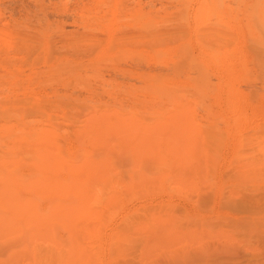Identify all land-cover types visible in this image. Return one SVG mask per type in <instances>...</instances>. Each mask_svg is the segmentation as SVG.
<instances>
[{
    "label": "rangeland",
    "instance_id": "374dc122",
    "mask_svg": "<svg viewBox=\"0 0 264 264\" xmlns=\"http://www.w3.org/2000/svg\"><path fill=\"white\" fill-rule=\"evenodd\" d=\"M263 4L0 0V30L10 34L11 45L0 40V106L24 99L32 106L56 102L54 113L65 120L62 143L103 158L117 188L118 202L104 230V262L112 257L119 264H264L263 158L255 139L264 131V114L259 127L248 124L239 133L224 67L205 58L217 51L227 57L224 45L234 40L239 46L246 39L264 40ZM201 69L208 72L206 88L194 80ZM244 82L240 93L255 94L260 103L264 82ZM24 127L0 119L2 258L31 246L35 230L21 211L6 205L1 179L15 184L19 199L39 202L42 211L49 204L29 185L39 176V158L17 129ZM249 163L260 169L247 170ZM156 212L171 216L178 238L169 245L161 235L146 253L147 217ZM56 231L67 237L65 229ZM115 232L128 236L123 255L109 248L107 237Z\"/></svg>",
    "mask_w": 264,
    "mask_h": 264
},
{
    "label": "bare ground",
    "instance_id": "6f19581e",
    "mask_svg": "<svg viewBox=\"0 0 264 264\" xmlns=\"http://www.w3.org/2000/svg\"><path fill=\"white\" fill-rule=\"evenodd\" d=\"M0 40L6 46L10 45V34L5 30H0ZM239 43L234 40L224 45L229 46L227 57L221 55V51H217L210 56L206 55L205 58L206 62L208 60L216 63L217 66L224 67L221 70L224 71L222 77L225 84L222 81L221 83L224 84L226 94L229 95L228 104L234 126L239 133L244 135V131L250 125L259 127L257 120L264 114V95L260 96V103L263 102L256 103L258 96L255 97L252 93L241 94L242 89L238 88V84L241 81L256 83L260 80L264 82V40L254 38L244 40L240 46ZM249 54L252 55L250 57L254 67L248 62ZM183 66L182 61L177 65V70L181 71ZM204 69L208 70L205 66ZM207 73L201 69L197 79H194L204 88L209 85ZM33 100L38 101L39 98L36 96ZM28 101L24 99L13 107L0 106V119L6 122L18 120L25 126L17 129L27 137L26 140L30 146L35 145L34 152H37L39 158V164H37L39 176L30 181L29 185L38 195V199L47 198L49 204L46 212L42 211L39 202L29 203L25 197L22 200L19 199L18 194L16 195L12 189L15 184L8 179H1L6 192L5 196L8 199L6 205L14 213L21 211L29 219L35 232L31 235V246L12 252L4 258L0 257V264H22L19 262L20 259L25 260L27 264H119V260H114L112 257L105 262L103 260L105 251L103 243L106 240L104 230L111 219L112 209L114 210L117 204V195L114 193L117 188L112 179L108 177L106 161L103 158H93L94 155L90 152H83V147L74 149L70 146L68 148L65 143H62L61 128L63 127L61 126L65 120L59 122L60 116L54 113L57 107L56 102L55 104L37 102L38 104L32 106ZM175 121L177 120H172V126ZM33 122L35 124L31 126L30 123ZM85 131L87 132L86 129ZM79 132L75 133L79 135ZM147 136V131H145V137ZM255 139L263 158L261 164L264 166V131ZM258 165L249 163L247 170L256 173L260 169ZM262 165L261 172H264ZM171 220L169 214L161 212L147 217L146 226L150 232L147 233L148 236L145 239L148 244L144 249L146 253H149L150 249L159 242L158 238L161 235L168 238L169 245L178 238L175 235L178 234L177 229ZM60 228L68 233L66 238L56 231ZM107 241L109 248L113 251L118 250L121 255L129 245L128 236L118 232L108 236Z\"/></svg>",
    "mask_w": 264,
    "mask_h": 264
}]
</instances>
